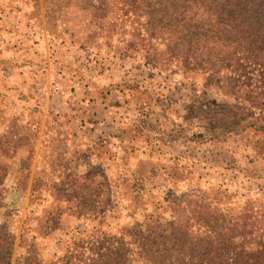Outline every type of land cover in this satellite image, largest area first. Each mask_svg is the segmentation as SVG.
<instances>
[{
	"label": "rangeland",
	"instance_id": "374dc122",
	"mask_svg": "<svg viewBox=\"0 0 264 264\" xmlns=\"http://www.w3.org/2000/svg\"><path fill=\"white\" fill-rule=\"evenodd\" d=\"M129 15L116 6L98 12L83 0H0V137L16 142L11 157H0V191L13 210L0 214L14 235L10 264L23 255L24 240L34 239L48 262L74 236L120 234L149 215L169 218L172 205L195 196L237 209L249 201L261 216L257 228L264 227L262 133L249 127L210 139L209 112L232 100L205 75L187 78L148 62L143 31ZM144 68L175 89L168 119L148 123L141 109L131 121L114 119L112 129L80 121L78 89H125L136 105L152 100L148 89L139 96L136 76ZM49 214L59 224L46 235Z\"/></svg>",
	"mask_w": 264,
	"mask_h": 264
},
{
	"label": "trees",
	"instance_id": "16d2710c",
	"mask_svg": "<svg viewBox=\"0 0 264 264\" xmlns=\"http://www.w3.org/2000/svg\"><path fill=\"white\" fill-rule=\"evenodd\" d=\"M83 1L98 12L116 6L130 13L147 41L142 49L148 62L187 78L205 75V83L232 100L209 112L213 124L205 129L210 139L253 127L262 133L256 144L264 158V0ZM153 38L161 47L151 43ZM15 146L0 137V157H11ZM5 172L0 159V186ZM219 205L195 196L172 205L169 218L149 215L120 234L95 229L72 237L64 253L48 262L40 259L34 239H27L14 264H264L260 214L249 201L239 209ZM12 211L0 191V214L5 219ZM42 224L47 235L58 227L59 218L49 214ZM13 245L14 235L4 220L0 264L11 263Z\"/></svg>",
	"mask_w": 264,
	"mask_h": 264
},
{
	"label": "crops",
	"instance_id": "0c3cea01",
	"mask_svg": "<svg viewBox=\"0 0 264 264\" xmlns=\"http://www.w3.org/2000/svg\"><path fill=\"white\" fill-rule=\"evenodd\" d=\"M136 81L139 83V96L142 95L143 97L145 89H148L152 100L146 101L140 98V101L136 105L132 100L133 96L125 89L104 95L97 94L93 90H76V103L83 107L80 121L89 126L99 127L98 129L104 125L108 126V129H112L116 128L119 122H114V119L118 117L123 122L127 120L131 121L132 115L130 114L138 112L141 109L143 112H146L147 115L145 117L148 123H160L162 119H166V117L168 119L169 110L174 108L176 104L175 89L172 86H168L169 83L164 82L157 73L149 72L145 68L140 69V74L136 76ZM161 82L164 83L163 87L160 86ZM143 84L144 87H142ZM181 110L182 112L177 116L184 119L188 111L184 107ZM122 114H125L123 118L121 117Z\"/></svg>",
	"mask_w": 264,
	"mask_h": 264
}]
</instances>
